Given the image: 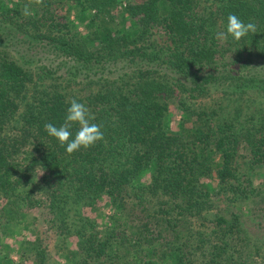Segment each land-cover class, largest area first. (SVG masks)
Here are the masks:
<instances>
[{
  "label": "trees",
  "instance_id": "obj_1",
  "mask_svg": "<svg viewBox=\"0 0 264 264\" xmlns=\"http://www.w3.org/2000/svg\"><path fill=\"white\" fill-rule=\"evenodd\" d=\"M66 1L92 11L86 32L49 11L51 0H33L32 12L10 18H24L17 35L27 50L11 42L0 51V197L8 200L0 225L25 224L29 209L58 208L43 221L54 238L79 235L66 254L72 264H251L264 244L252 243L240 214L213 196L234 202L264 191V172L259 187L241 173L242 164L264 170V0ZM229 14L257 32L217 40ZM80 83L88 93L72 87ZM175 91L182 103L212 102L189 109L197 119L187 133L164 127ZM73 98L105 138L68 154L45 124L62 125ZM104 195L114 217L99 229L82 208ZM193 217L214 226L196 229ZM22 244L33 264H49L47 239ZM9 259L0 254V264Z\"/></svg>",
  "mask_w": 264,
  "mask_h": 264
},
{
  "label": "rangeland",
  "instance_id": "obj_2",
  "mask_svg": "<svg viewBox=\"0 0 264 264\" xmlns=\"http://www.w3.org/2000/svg\"><path fill=\"white\" fill-rule=\"evenodd\" d=\"M11 8L12 12L7 13L4 9H0V51L7 50V44H11V42H15L21 47L23 51L27 50V47L30 45L25 43V36L19 38L18 33L20 31H24L19 28V24L21 21L25 22L24 18L21 14H19L16 18V21H10L12 15L16 12L23 11L24 15H28V12H32V8L30 7L31 2L33 0H0L1 3H4ZM26 2V5H25ZM55 2V4H54ZM126 3V2H124ZM71 1L66 0H51V7L49 11H53L58 14V17L64 16V19L68 18L71 24L77 26V29L81 32H86L89 27V18L92 13L81 12L80 8L77 6L72 7ZM68 9L70 11H68ZM122 7L121 5H117V7L113 10L112 14L115 15V22H118L121 19L122 15ZM28 17V16H24ZM29 24L26 23V26ZM36 51L35 49H32ZM39 50V49H38ZM74 87L80 94H86L89 92L87 89L89 86L84 83L73 84ZM221 92H217L214 96L219 97ZM180 94L175 91L172 95H169V108L166 111V116L164 119V127L170 130L179 131L182 133H187L188 128L193 125V122H196L197 116L191 115L189 113L193 110H201L206 106H209L212 102L211 100H192L188 101V98L184 103L179 102ZM184 125V129H181L180 125ZM241 153H245L243 149L240 150ZM246 173V177L252 178V187H259L262 184L263 177V169H256L254 171H248L244 164L241 165V173ZM143 180H150V172H146L143 175ZM206 182L209 185L214 184L211 178H206ZM223 194L219 195L214 194V204L216 206L232 211L237 212L241 216V222L245 225L247 230L250 233V238L252 239V243L264 244V191L260 194L252 195L248 198H241L234 202H226L223 200ZM4 198L0 197V203L7 204L8 200H3ZM216 206H214L213 211L215 212ZM228 208V209H227ZM56 213V215L61 214V210L58 208L50 209L47 206H42L39 208H33L26 210L27 212V220L24 224H17L14 228H5V226L0 225V254L5 252L10 253V259L7 261V264H33V254L31 251H25V255L22 254V243L29 240H34L36 237H42L49 241V264H72L71 256L66 257V254L70 250H74L76 248V244L78 241V236L64 238H55L52 236V231H46L47 224L45 225L43 218L48 219L49 212ZM82 213L84 216L92 219L93 225L99 229H103L105 224L109 225L111 221H113L114 213L113 207L110 206L108 202V197L106 195L99 198L95 205H89L82 208ZM225 214V211H224ZM191 220L194 221V227L196 229H207L211 230L213 223L208 220H201L193 217ZM1 221V219H0ZM187 224L188 222H182ZM252 246V245H251ZM250 246V247H251ZM254 247V245H253ZM253 250V249H252ZM253 251V260L251 264H258L262 260V256L264 254V250L262 252Z\"/></svg>",
  "mask_w": 264,
  "mask_h": 264
},
{
  "label": "clouds",
  "instance_id": "obj_3",
  "mask_svg": "<svg viewBox=\"0 0 264 264\" xmlns=\"http://www.w3.org/2000/svg\"><path fill=\"white\" fill-rule=\"evenodd\" d=\"M35 2L41 4L43 0H35ZM227 19V31L217 32V40L226 41L228 36L231 35L234 40L240 41L249 32H257V25L254 22L245 23L235 14H229ZM95 119V115L86 104L73 98L67 108L64 123L59 127L52 123H47L45 124V130L50 136L55 137L62 146L66 145L67 153L72 154L81 148L88 149L93 147L97 142L104 140L102 125L94 123ZM77 124L79 128L73 138L71 129Z\"/></svg>",
  "mask_w": 264,
  "mask_h": 264
}]
</instances>
